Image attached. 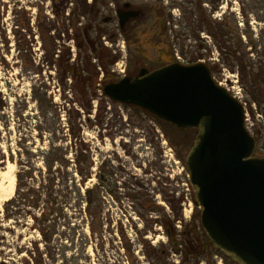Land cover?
Returning <instances> with one entry per match:
<instances>
[{
  "label": "rangeland",
  "instance_id": "obj_1",
  "mask_svg": "<svg viewBox=\"0 0 264 264\" xmlns=\"http://www.w3.org/2000/svg\"><path fill=\"white\" fill-rule=\"evenodd\" d=\"M117 1L145 10L135 33L130 28L120 32L115 21L102 22L118 9L108 0H99L96 19L80 5H92L94 0H0V172L15 173L17 177L21 167L26 166L40 186L48 175L44 154L53 148L57 151L52 156L58 158L54 168L62 170L55 179V195L44 197L50 192L45 189L40 202L44 209L49 200L57 204L49 219L53 228H49V221L41 227L51 236L47 243L33 228V219L11 206L5 211L7 202H3L0 264H40L41 255L42 264H216L215 256H221L207 244L209 239L202 230L198 236L200 256L187 257L182 237L169 238L161 226L166 216L171 220L181 216L182 222H177L181 232L194 212L200 215L189 196L187 172L176 158V148L171 147L165 129L142 119L132 108H105L97 100L91 102L90 115L86 113L81 119L73 107V92L63 91L58 75L62 60L70 57V63L77 66L86 61V76L88 72L93 77L100 73L93 86L86 87L89 93L109 83L102 82L97 59L92 58L88 65L93 56L88 36L92 40L101 38L102 45L124 63L127 76L137 75L142 68L161 67L162 62L172 58L171 46L174 58L179 55L188 62L202 55L201 61L219 64L221 57L212 39L200 28L204 26L202 18L222 17L229 37L237 42L242 37L238 55L255 73L264 71V0ZM57 9L62 11L60 15ZM163 21L165 35H161ZM84 30L89 32L86 42ZM134 34L130 45L128 38ZM77 37L85 47L83 51L77 46ZM227 45L234 43L228 41ZM239 65L234 61L233 71L223 65L222 71L213 65L211 68L213 77L224 87L233 85L232 79L238 81L235 91L245 102L247 85ZM110 69L118 74L115 63ZM98 94L102 92L98 90ZM184 136L194 142L195 132ZM90 166L92 176L86 187H97L83 218L69 188L67 172L80 168L87 172ZM8 214L15 218L8 219ZM174 241L182 244L180 252L173 247ZM149 244L163 254H155Z\"/></svg>",
  "mask_w": 264,
  "mask_h": 264
},
{
  "label": "water",
  "instance_id": "obj_2",
  "mask_svg": "<svg viewBox=\"0 0 264 264\" xmlns=\"http://www.w3.org/2000/svg\"><path fill=\"white\" fill-rule=\"evenodd\" d=\"M138 15L130 11L128 17ZM126 16L120 14L122 24ZM104 94L195 131L186 167L207 238L236 264H264V157L255 155L243 104L217 83L210 66L173 62L142 68L107 84Z\"/></svg>",
  "mask_w": 264,
  "mask_h": 264
},
{
  "label": "trees",
  "instance_id": "obj_3",
  "mask_svg": "<svg viewBox=\"0 0 264 264\" xmlns=\"http://www.w3.org/2000/svg\"><path fill=\"white\" fill-rule=\"evenodd\" d=\"M67 0H65L66 2ZM99 3V0H94V3L92 5L87 6V4L85 3L84 5L81 4V8L83 10H86V12H90L93 16L94 19H96V15H97V5ZM102 4V1H101ZM1 10V8H0ZM60 11L59 9L56 10V14L60 15ZM85 12V11H83ZM78 17H80L81 15L78 14L77 12H75ZM75 13H73V15H75ZM69 16H71V14L69 13ZM2 17L0 16V29L2 26ZM203 28H200L201 32L206 33L207 35L210 36V38L213 41V44L216 48V50L218 51L219 55H220V61L219 64L218 63H211L210 62V66H214L213 68H216V70H221L222 68H220V65H223V68H226L229 71H233L234 69L233 64L234 61L239 65L240 67V71L241 74L243 76L244 79L248 78V74H249V66L247 64V62L245 61L244 58H242L241 56L238 55V53H240V44L243 43L242 42V37H239V42L237 41H233L229 36L231 35L229 29H226V24L224 23V17L220 18V19H203ZM140 27L139 23H136V25L132 28V31L135 33L136 31H138V28ZM68 32V29H66ZM85 32V38L83 39V42H86V34L89 33L88 30H84L82 32V34ZM166 34V28H165V21H163V25L161 27V35H165ZM135 36L136 34H134V37L128 38V43L131 45V41L135 40ZM82 37V35L80 34V38ZM79 37L76 38V42H77V46L80 49V51L84 50V46L81 42V39ZM89 47L92 50L93 56L89 58L88 60V65L91 66V60L92 58L97 59L98 61V67L101 68V71L103 73V80L104 81H108L109 83L112 82H116L119 80V77L111 72V65L115 63V61L117 60V57L112 54L111 52L108 51L107 48H105L102 45L101 42V38L99 37V40H92L89 36ZM87 39V40H88ZM228 41H232V43H234L233 46L227 45ZM184 46V45H183ZM172 49V58L171 59H167L166 61H164V63L162 62V66L170 64L172 62L175 61L176 58H174V52L173 51V47L171 46ZM183 53V52H181ZM68 56H70V52L68 50ZM227 58V60L225 59V57ZM202 55H200V57L197 60H194L192 62H197L198 60H201ZM71 58L68 57L67 59L62 60V70L58 75V82L60 84V86L62 87L63 91H71L73 92L75 99L73 102V107L74 110L77 112V114L79 115V117L82 119L84 116L90 115V111H92V104L91 102L94 100H97L99 103L105 104V108L112 106L113 108L115 107V109H117L118 107H123V108H132L134 110H136L137 112L140 113L141 118L142 119H147V120H151L154 121L159 127L165 129V131L167 132L168 135V141L171 144V147H173L174 149L176 148V158L178 159V161L183 163V166L185 168V171L187 172V167H186V157L188 155V152L190 150V148L192 147V140H189L188 138H186L184 136V134L186 132H195L194 130H181L178 129L170 124H166L160 120H158L157 118H155L154 116H152L151 114H149L148 112L135 107V106H129V105H121L118 104L117 102H114L110 99H108L105 94H103V88H100L98 90H100L102 92V95L100 96L98 94V90L93 91L91 93H89L86 90L87 86H93V84L95 83V79L98 78L100 76V73H97L94 77L93 74H91V72H88V75L86 76V72L83 69L84 64L82 60V63L80 66L78 63L77 65L71 64L70 63ZM191 62V63H192ZM252 77H254V80L256 82H260V78L264 77V72H257V73H252ZM69 83H71L69 85ZM88 97L91 98L88 101ZM87 102V104H86ZM78 106L79 110H76ZM83 112V114L81 113ZM144 117V118H143ZM103 121L100 120V124L102 125ZM169 128L170 131L167 129ZM173 137H171V136ZM75 139H77V135L74 134ZM78 141V140H77ZM84 145V143H83ZM56 148H53L52 150L46 152L44 154V163L46 164V168L44 169L45 174H48L47 177L44 178V183H41L40 186H38L39 184L36 182V178L33 176V172L32 170H26V166L25 167H21V170L19 171V173L17 174V186H16V196H14L11 200H9L5 205H4V209L5 211L7 210V206H11L16 208V210L19 211L20 215H23L25 218H31L34 220V226L33 228L38 230L40 232V234L42 235V237L44 236V238H46V243L47 241H49V238H51V236L47 235L49 234L48 232H46L45 230H41L42 225H44V223H46L47 221H49L48 225H52L50 222V217L53 213V211L55 210V208H53L54 205L57 204H51L52 202H50V200L48 201L50 204H48V208L44 209L42 208V206H40V202L42 200L43 197V191L46 190H50V192H47L45 194L44 197L46 198H52L55 195V192H53L56 188V176H58V173L60 171H62L61 169L58 168H54V165L57 163L58 158H55L54 156H52L57 150H55ZM86 156V155H85ZM66 159V157H64ZM91 166L88 169V171L86 172V170L84 169H77L75 172H67V175H69V183L71 186H69L70 189L73 190V196L75 197L74 202L77 203L76 205H79V210L81 213H83V218H86V205L88 207V203L91 202L94 199V195L95 194V190L96 187H92V188H87L86 184L89 181V179L92 176V172H91ZM100 181L102 180V177L99 178ZM42 180V179H41ZM186 183L190 189V193L189 196H191V202H193L197 208H199L198 204H197V197L194 193V188L192 187L189 179H188V174L186 173V177H185ZM57 184V183H56ZM53 192V193H52ZM48 195V196H46ZM87 203V204H86ZM17 205L14 206V205ZM13 216H10V214H8L7 218L8 219H12ZM178 217V218H177ZM175 217L174 220H171L170 218L168 219V217L166 216L167 219H165L164 221H162L161 226L166 229V233L168 235L169 238H173L176 236H181L182 240L184 241L185 247H186V251H185V255L188 257L190 256H195V258L199 257L201 254V249H200V244L198 242V236L200 231L203 230L201 224H200V215L196 214V212H194L191 221L189 223L185 224V230H182L181 232H179L178 228H177V222L181 220H179V218L181 216H177ZM15 218V217H13ZM36 223V224H35ZM158 223V222H156ZM49 228H53V226L49 227ZM46 235V236H45ZM50 235H53V233H51ZM207 244H209L212 248V243L208 240ZM182 244H177L176 241L173 242V247L176 249L177 252H180L181 250L179 249V247ZM149 249H151L152 251L155 252V254L160 255L163 254L161 251L156 250L155 248H153L150 244H149ZM196 249V250H195ZM197 252V253H196ZM220 253V252H219ZM221 254V253H220ZM225 260L227 262H230L228 258H226L223 254H221ZM40 257V264H42V260H43V256H39ZM162 264H167V263H162Z\"/></svg>",
  "mask_w": 264,
  "mask_h": 264
},
{
  "label": "flooded vegetation",
  "instance_id": "obj_4",
  "mask_svg": "<svg viewBox=\"0 0 264 264\" xmlns=\"http://www.w3.org/2000/svg\"><path fill=\"white\" fill-rule=\"evenodd\" d=\"M110 1V4L118 8L115 10V15L112 17H108L109 20L107 22H104L103 19L102 22L105 24H112L114 21L118 25L120 32L128 31L135 26L132 24L139 22L142 18L145 17L146 12L143 10V8H136L132 3L124 2L122 5L118 3L117 0H108ZM114 1L117 2V4H114ZM126 1V0H125ZM130 11H138L139 15L136 18L128 17V14ZM120 14L121 15H127L126 21L124 24L121 23L120 20ZM126 31V32H127ZM114 37L111 36L109 39H113ZM249 68V74L248 78H246L245 82L247 85L246 89V96H245V111L247 114V121L249 124V127L251 129V132L253 133L256 142V155L257 156H264V77L260 78V82H256L254 80V77H252V73L255 74L252 67L248 65ZM257 72H264V71H257ZM256 72V73H257ZM238 82V81H237Z\"/></svg>",
  "mask_w": 264,
  "mask_h": 264
},
{
  "label": "bare ground",
  "instance_id": "obj_5",
  "mask_svg": "<svg viewBox=\"0 0 264 264\" xmlns=\"http://www.w3.org/2000/svg\"><path fill=\"white\" fill-rule=\"evenodd\" d=\"M16 178L15 173L10 175L8 172H0V207L3 202H8L14 197L17 186Z\"/></svg>",
  "mask_w": 264,
  "mask_h": 264
},
{
  "label": "built area",
  "instance_id": "obj_6",
  "mask_svg": "<svg viewBox=\"0 0 264 264\" xmlns=\"http://www.w3.org/2000/svg\"><path fill=\"white\" fill-rule=\"evenodd\" d=\"M117 69H118L119 72L124 73L125 67H123V63H118L117 64ZM235 95L237 96V93H235ZM216 259H217V264H224V262H223V260L221 258L218 259V257H216Z\"/></svg>",
  "mask_w": 264,
  "mask_h": 264
}]
</instances>
